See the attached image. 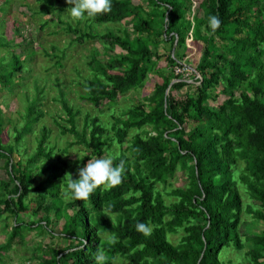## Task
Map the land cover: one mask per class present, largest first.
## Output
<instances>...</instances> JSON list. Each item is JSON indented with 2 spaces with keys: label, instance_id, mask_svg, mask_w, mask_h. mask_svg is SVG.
<instances>
[{
  "label": "trees",
  "instance_id": "trees-1",
  "mask_svg": "<svg viewBox=\"0 0 264 264\" xmlns=\"http://www.w3.org/2000/svg\"><path fill=\"white\" fill-rule=\"evenodd\" d=\"M43 1L45 12L52 13L67 0ZM193 3L198 14L191 12ZM210 14L222 21L215 31L208 25ZM87 20L129 24L131 31L103 34L108 47L122 52L106 64L91 55V77L80 83L81 98L95 108L114 105L130 90L143 89L150 73L152 90L121 114L112 113L109 124L87 112L81 129L79 110L60 90L54 99L66 117H58L70 128L59 120L56 124L60 135L73 134L75 141L57 148L42 127L28 164L17 146L44 113L30 102L15 142L4 145L0 107V159L9 175L0 181V219L8 213L15 220L6 244L0 245V259L16 237L23 241V230L44 234L42 223L51 222L46 214L52 210L56 220H63L59 232L69 242L45 250L38 264H97V249L105 252L104 264H264V0H146V5L113 0L110 12ZM67 28L77 31L69 23ZM189 35L202 42L201 58L189 76L193 81L175 73L182 59L172 52L175 41L180 48ZM163 42L170 43V50L157 53ZM3 59L0 92L9 95L15 83L23 84V60L14 54L9 62ZM220 95L221 102L210 103ZM74 144L88 154L70 159ZM114 147V162H125L122 182L99 187L87 200L66 198V173L77 178L75 164L109 155ZM38 163L39 175H48L36 183L32 169ZM177 172L186 178L182 187L173 185ZM163 192L173 200L167 201ZM30 202H35L33 212H45L43 219L19 222ZM139 221L154 226L150 235L136 230ZM171 235H179L176 243ZM229 251L238 260L224 256Z\"/></svg>",
  "mask_w": 264,
  "mask_h": 264
},
{
  "label": "rangeland",
  "instance_id": "rangeland-1",
  "mask_svg": "<svg viewBox=\"0 0 264 264\" xmlns=\"http://www.w3.org/2000/svg\"><path fill=\"white\" fill-rule=\"evenodd\" d=\"M134 3H142L146 5V0H132ZM70 5L64 1L56 7L52 13L45 12L49 10L46 3L41 0H0V36H4L10 41V48H2L3 63L11 60L10 54L7 51H14L24 57L21 83L14 84L12 93L9 91L6 94L0 92V107L4 116L3 130L1 133L2 142L4 145L15 142L16 130L21 129L26 123V106L33 103L37 109H41L44 115L34 122L33 128L19 141L17 150L21 155V160L24 164H28V159L35 152L37 139L39 138L41 128L46 127L49 130L48 142L56 145L57 148L63 149L68 146L69 142L75 141L73 134L60 135L59 127L56 120H59L63 125L70 128L64 120H61L58 115L66 117L61 111V103L55 101V97H60V90H63L65 98L74 108L79 110L77 115L78 129L83 125V119L87 112L91 115H99L101 120L107 124L112 122L111 114H121L135 99H142L148 95L153 87L152 73L149 74L143 89H132L125 97H118L114 105L106 104L102 108H95L88 101L81 98L84 95V89L80 83L91 77V70L88 62L91 55L95 53L96 59L106 64L109 57L122 52L121 48L108 47L109 43L103 39V34L108 31H114L117 34L124 35V32H130V25L114 23H92L85 20H71L63 13ZM197 11V3L192 4L191 12ZM192 12V14H193ZM64 21V22H62ZM70 24L77 31H70L67 24ZM92 35L85 40L79 41L78 37L84 34ZM82 39V38H81ZM0 42L3 41L0 39ZM202 42L198 38L191 35L187 36L186 42L176 49V41L172 48V52L176 50L178 57L182 59L181 66L175 67V73H184V78L187 81H193L189 78L195 70V64L201 58ZM54 47V48H53ZM157 53H164L170 50V43H160ZM30 53L25 57L24 53ZM30 57V58H29ZM164 59L159 60V65H164ZM2 67V66H0ZM9 90V89H8ZM41 90L38 95L36 91ZM186 88H183L181 93H185ZM179 93V92H178ZM4 94V95H3ZM34 98V96H36ZM4 98V102L2 101ZM37 98V99H36ZM36 99V100H35ZM224 99L220 95L217 101L210 103L215 105ZM33 100V101H32ZM37 105V106H36ZM68 157L75 159L87 155V151L79 144H74L69 149ZM78 152V153H77ZM109 155L118 153V148L114 147ZM86 164V163H85ZM32 165V164H31ZM84 164H75L76 170L83 167ZM42 163L32 169V173L36 174V183L47 179L48 174L39 175ZM76 175L78 173L76 172ZM9 180L8 167L4 159H0V181ZM173 185L182 187L186 184V178L182 172H177L173 179ZM38 192H34L31 196L38 198ZM163 196L167 201H172V197H168L164 192ZM29 200L32 198L29 196ZM33 199V200H35ZM48 201L46 202V204ZM29 204V203H28ZM35 202H30V207L27 211L21 212L18 216V221L29 223L43 219L45 212L39 210L33 212ZM1 208V206H0ZM50 223L45 222L42 225L47 230L44 234L39 233L38 229L23 230V241H20V236L16 237L12 242V247L8 251H2L0 264H38L39 258L44 251L50 247L61 249L67 246L69 240L64 238L59 232L61 230L63 220H56L54 212L51 210L49 214ZM14 218L8 213L3 214L0 219V245L6 244L8 232L11 226L14 225ZM255 227V226H254ZM256 228V227H255ZM180 235V234H179ZM179 235H171L170 240L177 242ZM227 258L238 260V257L233 251L225 253Z\"/></svg>",
  "mask_w": 264,
  "mask_h": 264
},
{
  "label": "clouds",
  "instance_id": "clouds-1",
  "mask_svg": "<svg viewBox=\"0 0 264 264\" xmlns=\"http://www.w3.org/2000/svg\"><path fill=\"white\" fill-rule=\"evenodd\" d=\"M67 3L70 6L63 13L67 18L85 20L110 12L113 0H67ZM221 23L218 14L209 15L208 25L213 31L218 29ZM114 161L115 157L112 155L95 156L89 158L83 167L77 169V178H73L72 173H66L65 197L72 200H87L99 187L110 188L120 184L125 172V162L123 160H120L119 163ZM135 227L144 235H150L154 228L150 222L144 221L137 222ZM109 238L115 239V237ZM105 259V252L102 249H97L95 253L97 264H104Z\"/></svg>",
  "mask_w": 264,
  "mask_h": 264
},
{
  "label": "crops",
  "instance_id": "crops-1",
  "mask_svg": "<svg viewBox=\"0 0 264 264\" xmlns=\"http://www.w3.org/2000/svg\"><path fill=\"white\" fill-rule=\"evenodd\" d=\"M1 11H3L2 10V8L0 9ZM0 39L3 41L2 43L0 42V52L2 51V48H10V44H12V43H10V41H7L6 39H8V38H6L5 36H4V34H3V36L1 35L0 36ZM15 49H10V51H7L9 54H10V58H12V55L14 54L15 56H17V57H19L20 58V56H18L17 55V53L14 51ZM3 52V51H2ZM1 52V53H2ZM25 54V57H28L29 56V54L30 53H28V52H26V53H24ZM2 56V54H0V57ZM30 58V57H29ZM21 60H24V57H22L21 58Z\"/></svg>",
  "mask_w": 264,
  "mask_h": 264
}]
</instances>
